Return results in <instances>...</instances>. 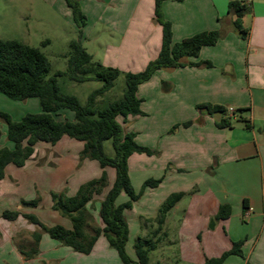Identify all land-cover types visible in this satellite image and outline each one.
Instances as JSON below:
<instances>
[{
	"label": "crops",
	"instance_id": "crops-1",
	"mask_svg": "<svg viewBox=\"0 0 264 264\" xmlns=\"http://www.w3.org/2000/svg\"><path fill=\"white\" fill-rule=\"evenodd\" d=\"M232 1L242 2L168 0L162 5V15L172 25L174 42L201 32L221 30L224 34L215 46L204 47L198 57L184 59L187 66L157 71L165 79L162 93L159 91L164 96L161 100L176 117L171 125H179L189 119L195 122L189 128H179L180 134L184 130V138L170 136L169 128H165L164 135L170 136V148L184 153L183 158L175 160L179 162L176 169L180 167L199 173L191 185L188 199L190 190L182 191L185 196L169 212L161 230L153 226L155 219L141 216L144 218L141 226L143 238L161 239L157 249L162 250V254L157 262L162 264H205L208 259L219 258L230 251L238 241L243 242L242 256L231 255L223 264H264V0H253L249 12L242 17L243 27L249 30L246 39L241 38L233 27L236 17L229 15ZM86 3L89 4L82 5V12L89 14L94 10L96 16L89 27L90 18L85 15L88 24L81 31L82 44L84 46L90 40L93 29L101 24L103 27L97 37H103V40L99 44L103 47V41L109 43L105 46L103 64L127 72H139L158 57L162 47V27L154 20L155 0H86ZM109 53L111 61L108 63ZM91 54L95 59L96 53ZM203 62H211L213 66L189 65ZM152 80L153 77L142 84L138 92ZM199 104L221 105L228 112L231 108L236 110L235 118L231 120L232 127H218L223 117L196 111ZM4 131L7 136L4 125L0 123V149L13 148L3 141L1 132ZM51 146L54 152L46 150L41 157L45 154V164L57 167V172H44V168H38L39 161L34 159L35 156L24 167H18L20 173L14 179L16 182L18 177L24 180L30 192L41 190L42 184L52 187L42 188L46 193L65 189V174L72 166L76 167L79 154L84 149L82 142L68 137ZM67 152L72 155L66 156ZM136 156L134 154L129 158V170L137 167L140 157ZM87 162L90 161L86 160L81 170L92 166L96 178L100 177L103 171L100 164L91 161L87 166ZM11 166L6 168V176L0 181V218L7 210L4 202L10 196L5 184L13 173ZM87 179L82 176L69 186L68 195H76L80 186L89 181ZM109 180L112 181V176ZM46 198V214H50L52 219L59 218L56 224H48L45 220L47 215L40 216L39 209H23L21 212H35L44 224L71 229L72 226L52 210L51 195ZM221 205H229L231 215L228 219L216 220ZM248 209L253 210L249 217H245ZM0 224L8 228L4 232H7L11 247L4 256L13 264H123L117 251L103 236L98 239L93 251L84 255L44 234L39 244V255L29 260L16 249L12 237L23 232L22 238L32 242L35 225L28 224L23 217L14 222L0 219ZM97 224L101 225V221ZM130 256L134 259L133 252Z\"/></svg>",
	"mask_w": 264,
	"mask_h": 264
},
{
	"label": "trees",
	"instance_id": "trees-1",
	"mask_svg": "<svg viewBox=\"0 0 264 264\" xmlns=\"http://www.w3.org/2000/svg\"><path fill=\"white\" fill-rule=\"evenodd\" d=\"M166 1L168 0H155L154 20L162 27V47L158 57L151 61L144 71L126 73L123 98L110 103L104 109H98L97 100L113 89L121 72L94 60L93 55L82 44V32L79 40L70 42L68 69L58 71L53 76H50V62L40 49L14 40H0V93L16 101L36 98L41 106L40 113H28L19 121H14L8 113L0 111V120L7 125V140L13 144V148L0 149V181L5 178L6 168L9 165L24 167L35 155L39 143L55 145L64 137L84 144L81 159L97 161L103 170L107 167L116 170V180L112 185L108 182L106 171H103L99 179L82 185L75 196H67L63 192L51 193L53 210L71 220V229L61 225L49 227L33 214L4 211L2 217L6 220L15 221L24 217L39 227V230L32 234L36 247L39 246L45 233L74 252L89 255L98 239L103 236L110 247L117 251L123 264H162L150 262V253L158 248L161 239L154 241L140 238L134 246V259L126 250L129 228L125 211L131 210L141 197L132 186L128 160L136 153L150 154L151 151L137 143L134 132H124L123 125L128 123L130 117L145 115L142 110V100L137 97L142 84L148 82L159 70L187 66L183 62L184 59L198 57L204 47L215 46L224 36L221 30H215L201 32L180 42H174L172 25L162 15V5ZM67 3L73 9L75 22H83L85 16L79 6L73 5L70 0H67ZM248 12L249 8L241 1H232L229 4V15L236 17L233 27L243 39L249 36V30L242 24V17ZM189 65L213 66L211 62L189 63ZM62 76L77 83L100 81L103 86L94 91L89 96L87 104L83 105L76 96L61 93L58 78ZM197 109L210 116L221 115L223 118L217 124L218 127H232L233 117H227L229 112L226 107L199 104ZM65 111L73 113V120L60 118ZM243 111L238 110V112ZM184 125L188 127L191 122H186ZM109 140L112 141L115 152L113 158L107 156L104 150V142ZM161 182L162 180L150 179L144 186L157 188ZM105 189L108 190L100 205L101 225H98L93 220L89 206ZM123 192L128 195L129 200L117 205L116 201ZM184 196L183 192L173 193L163 202L156 218L158 231L162 229L169 212ZM22 204L35 208L39 205V199L23 201ZM230 215V206L221 205L215 219L225 220ZM242 245V241L234 243L230 251L219 258L208 259L205 264H223L231 255L242 256ZM38 252L36 248L32 253L25 255L35 257Z\"/></svg>",
	"mask_w": 264,
	"mask_h": 264
},
{
	"label": "rangeland",
	"instance_id": "rangeland-1",
	"mask_svg": "<svg viewBox=\"0 0 264 264\" xmlns=\"http://www.w3.org/2000/svg\"><path fill=\"white\" fill-rule=\"evenodd\" d=\"M70 1L73 3V5L77 4L81 12L82 5L85 6L89 4L86 3V0ZM90 7L93 8L92 3L90 4ZM95 13L96 11L94 10L93 13L92 11H90L89 14L82 12L84 16L89 15V27L93 23L91 21L95 20ZM88 17L85 16V20L83 22H75L73 9L69 7L67 0H0V40H14L31 46L33 48L40 49L47 56L50 62V76H53L58 71H66L68 69L71 52L70 42L73 40L80 39V33L84 28L83 24H88ZM102 27L103 26L100 24L97 25L94 29L92 28L94 31L93 35L90 37V40H88L84 45V48L89 53H96V58L94 60L100 62L101 64H103L102 61L104 60V56L106 54L105 46L109 44L105 41L102 42L103 47H101L99 44L100 40H103V37L97 36H99V34L101 33ZM109 55H111V53H109L107 57L108 63L111 61ZM103 65L106 66L105 64ZM111 68L118 69L121 72V75L116 80L113 89L97 100L98 109H104L110 103L123 98L126 89V73H139L145 70L141 69V71L139 72H127L117 67ZM152 77L154 80L149 82L150 84L143 85L141 90L137 93V97L142 100V110L145 115L136 116L135 118L132 117V119L128 121L127 125H123L124 132H134L136 134L137 143L140 146L148 148L151 151L150 154L136 153V157H138V159L140 157V160L136 168L129 170V176L131 179L132 186L135 192L141 195L140 199L136 203H134L133 208L131 210L125 211V217L129 228V239L127 242L126 250L129 255L131 254V252H133L134 258L135 244L140 238L146 239L143 238V233L141 231V226L144 223L143 219L148 218L156 220L159 214V209L163 202H165V200L173 193H179L182 191L190 190L192 183L195 182L194 179L199 175V173L194 170H188L185 168L181 169L180 167H178L177 170L176 167L179 166V162H176L175 160L184 156V153L179 151L176 152V150L171 149L168 144L170 136L172 135V137L179 136L181 138H184V130L181 134L178 132L180 127H182L183 129L189 128L190 126L195 124V122L192 121V119H187L188 121H185V123L191 122V125L188 127H186L184 123L179 125H171V122L176 119V117L172 116V110H168L165 102L161 100V97L164 96L159 93L160 90L161 93L163 91L162 88L165 84V79L162 78L160 72H156ZM162 81H164L163 84ZM58 83L62 94L76 96L80 103L83 105L87 104L89 96L94 91L100 89L103 86V83L100 81L77 83L71 81L68 77L65 76L59 77ZM0 99V110L8 113L14 121L21 120L23 116L28 113L34 114L41 112L40 102L36 98L29 99L28 101H16L9 99L8 97L0 93ZM197 110L198 109H196V111ZM60 118H69L70 120H73V113L70 111H65L60 115ZM0 123L4 125V128L7 131V125L1 120ZM166 126L169 128L168 132H170V136H168V134L164 135ZM1 136H4L3 141L10 143V145H12L13 147V144L7 140L5 131L1 132ZM46 150H52V146L48 143H39L36 146V154L34 155V159H37L39 161L37 167L40 169L44 168V172H46V170L57 172V167L51 165L50 163L45 164L47 157L45 156V154L43 157H41L43 155L42 152L45 153L47 152ZM104 150L107 156L111 158L114 157L115 152L111 140L104 142ZM51 152L54 151L52 150ZM65 155L70 156L72 155V153L67 152ZM80 155L81 153L79 154V161L76 167L72 166L71 169L65 174V189L61 191H51L50 193L42 191V188H52L47 187L49 185L42 184L40 185L41 190L37 189L36 191L33 190L32 192H30L26 189L24 185L25 181L21 180L20 177H18L19 181L16 182V175L20 173V168L16 166L14 167L12 165L11 167L14 168L13 173L11 172L8 177V181L5 184L7 185L6 190H9L8 194L10 195L9 198L4 202V204L6 203L7 206V210L5 211H18L22 213L21 211L23 209H29L33 211L39 209L40 216L42 215L43 217H45L47 215L46 197H48V194L51 195L52 192H63L67 196H70L68 195V193L70 192L69 186H73L74 183L80 177L86 176L88 178L87 180L89 181H86L84 183L86 184L92 180L99 179L102 176L103 171H106L108 175L109 184L110 182H115L116 170L114 168H105L102 171L101 176L96 178L94 168H92V166L91 168H89L88 165H90L89 163L91 161L92 163H96L97 165H99V163L94 160L81 159ZM38 157L41 158L38 159ZM86 160L90 161L87 162L88 168L87 170H81L83 167V163ZM145 165L146 168L144 167ZM159 167H161V169ZM111 176L112 181L109 180ZM150 179L162 180V182L157 188L145 187V183ZM14 182H16L17 185ZM106 190L107 189L103 190V193L101 195L96 196L89 206L95 224H97V222H99L100 220V205L102 200L105 198V195L107 193ZM188 192L189 193L187 195L186 200L188 199V196L191 194L192 190ZM38 199L39 205L35 208L31 206H24L22 204L23 201H33ZM128 200V195L123 192L117 199L116 204L121 205L123 203H126ZM57 213L61 219H64L65 222L69 223L70 227L72 226V222L70 219L63 217L59 212ZM29 214L37 216L35 212ZM141 216H143L144 218H141ZM0 219L4 222L9 221L4 219L2 217V214ZM57 219L59 218L52 219L50 217V214L45 217L46 222H48V224L50 225L56 224V222H58ZM25 220L28 222V224H32L27 219ZM48 224L45 223V225L49 226ZM92 224L95 225L94 223ZM152 224L153 226L158 228V224L156 221L152 222ZM35 226H33L34 229L38 231L39 227ZM7 230V226H2L0 224V264H13V262L11 263L10 260L5 259L8 257L4 256L5 251H7L8 254L9 248L11 247L10 242L7 241V232H4ZM22 235L23 232H18L14 237H12L13 244L16 249L26 259L30 260L37 257L40 251L35 257H30L28 255L27 257L25 255L26 253H32L33 249L38 248L39 250V246L36 247L33 241H25L22 238ZM159 245L160 243L158 244V247ZM161 254L162 250L160 249L152 251L150 253V262L156 263ZM40 264H44V262H40Z\"/></svg>",
	"mask_w": 264,
	"mask_h": 264
},
{
	"label": "built area",
	"instance_id": "built-area-1",
	"mask_svg": "<svg viewBox=\"0 0 264 264\" xmlns=\"http://www.w3.org/2000/svg\"><path fill=\"white\" fill-rule=\"evenodd\" d=\"M252 1L253 0H242V4L249 8L251 6V4H252ZM229 113H230L231 117L235 118V113L236 112H235V110L233 108L229 109ZM252 210L253 209H248L245 212L244 216L245 217H249L251 215Z\"/></svg>",
	"mask_w": 264,
	"mask_h": 264
}]
</instances>
